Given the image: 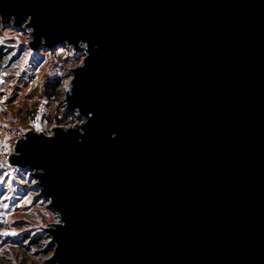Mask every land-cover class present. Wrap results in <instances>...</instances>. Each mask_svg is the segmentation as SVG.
<instances>
[{"label":"water","instance_id":"obj_1","mask_svg":"<svg viewBox=\"0 0 264 264\" xmlns=\"http://www.w3.org/2000/svg\"><path fill=\"white\" fill-rule=\"evenodd\" d=\"M83 48L72 127L7 155L57 216L47 264H264V0H0Z\"/></svg>","mask_w":264,"mask_h":264},{"label":"rangeland","instance_id":"obj_2","mask_svg":"<svg viewBox=\"0 0 264 264\" xmlns=\"http://www.w3.org/2000/svg\"><path fill=\"white\" fill-rule=\"evenodd\" d=\"M0 38V48L6 53L0 73L7 72L0 84V205H8L7 209L0 207V233H16L0 235V264H47L52 246L44 228L56 223L57 216L39 195L31 172L6 168L2 159L13 152L15 141L28 130L49 135L53 127L80 123L73 114L64 112V93L70 69L82 59L78 52L62 47L29 50L27 32L11 25L0 23ZM47 59L51 61L50 68H46ZM55 76L61 78L59 94L46 99L42 96L45 83ZM5 141L7 149L3 147Z\"/></svg>","mask_w":264,"mask_h":264},{"label":"trees","instance_id":"obj_3","mask_svg":"<svg viewBox=\"0 0 264 264\" xmlns=\"http://www.w3.org/2000/svg\"><path fill=\"white\" fill-rule=\"evenodd\" d=\"M5 56L6 53L3 52L0 48V66L5 59ZM60 85H61V78L56 76L52 77L45 83L42 96L46 99L57 97L59 94Z\"/></svg>","mask_w":264,"mask_h":264},{"label":"snow or ice","instance_id":"obj_4","mask_svg":"<svg viewBox=\"0 0 264 264\" xmlns=\"http://www.w3.org/2000/svg\"><path fill=\"white\" fill-rule=\"evenodd\" d=\"M0 43H3V38H0ZM11 55H15V53H12ZM5 63H7V61H5ZM25 63H27V61H25ZM13 67H15V65H13ZM21 70H23V69H21ZM6 75H7V72L0 73V84H3L4 83L3 76H6ZM0 90H2V89H0ZM0 103H2V101H0ZM34 126L37 127V128L39 127L35 123H34ZM3 147L5 149H7L8 145H7V142L6 141L4 142ZM5 175H7V174H5ZM2 182H3V180H2V178H0V183H2ZM5 199H8V197L5 196ZM29 203H30V201H29ZM0 207H3L4 209H7L8 208V205L7 204H2V205H0ZM0 235H4V236L13 235V236H15L16 233L15 232H11V233H9V232H3V233H0Z\"/></svg>","mask_w":264,"mask_h":264},{"label":"built area","instance_id":"obj_5","mask_svg":"<svg viewBox=\"0 0 264 264\" xmlns=\"http://www.w3.org/2000/svg\"><path fill=\"white\" fill-rule=\"evenodd\" d=\"M73 52H78V54H80L81 56V59H83V56H84V53H83V48L80 47L78 50H72ZM51 66V61L50 59H47L46 61V68H50ZM39 86H43V83H39ZM73 114L76 118H77V114L76 113H71ZM78 120V119H77ZM2 162H3V166L6 167V168H17V167H14V166H11L9 163H8V160H7V157H5L4 159H2Z\"/></svg>","mask_w":264,"mask_h":264},{"label":"bare ground","instance_id":"obj_6","mask_svg":"<svg viewBox=\"0 0 264 264\" xmlns=\"http://www.w3.org/2000/svg\"><path fill=\"white\" fill-rule=\"evenodd\" d=\"M65 91L67 92L69 90V79L65 82Z\"/></svg>","mask_w":264,"mask_h":264}]
</instances>
